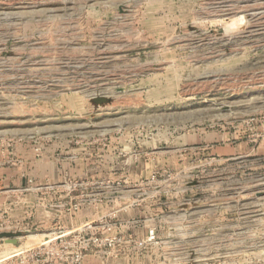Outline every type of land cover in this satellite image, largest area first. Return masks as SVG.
I'll return each mask as SVG.
<instances>
[{"label":"rangeland","instance_id":"obj_1","mask_svg":"<svg viewBox=\"0 0 264 264\" xmlns=\"http://www.w3.org/2000/svg\"><path fill=\"white\" fill-rule=\"evenodd\" d=\"M2 232L0 264H264V0H0Z\"/></svg>","mask_w":264,"mask_h":264},{"label":"water","instance_id":"obj_2","mask_svg":"<svg viewBox=\"0 0 264 264\" xmlns=\"http://www.w3.org/2000/svg\"><path fill=\"white\" fill-rule=\"evenodd\" d=\"M106 100L104 99H98L97 100V103H105ZM23 234L22 232H2L0 233V240H6V242L8 243H12V244H16L17 243V240L22 237Z\"/></svg>","mask_w":264,"mask_h":264},{"label":"bare ground","instance_id":"obj_3","mask_svg":"<svg viewBox=\"0 0 264 264\" xmlns=\"http://www.w3.org/2000/svg\"><path fill=\"white\" fill-rule=\"evenodd\" d=\"M259 10V9H258ZM229 29V28H228Z\"/></svg>","mask_w":264,"mask_h":264}]
</instances>
